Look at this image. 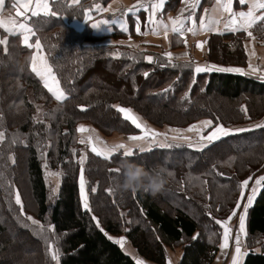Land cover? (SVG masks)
<instances>
[{"label": "trees", "instance_id": "obj_1", "mask_svg": "<svg viewBox=\"0 0 264 264\" xmlns=\"http://www.w3.org/2000/svg\"><path fill=\"white\" fill-rule=\"evenodd\" d=\"M109 1L73 4L60 0L51 4L57 17L30 21L36 31L32 40L41 41L45 57L69 97L63 102L31 72L32 48L23 45L19 35L10 36L0 27V39L8 41L7 54L5 45H0V216L33 244L27 253L19 251L15 264H51L57 249L58 264H135L104 232L124 235L140 256L156 264H166L167 249L175 245L181 249L179 264H212L223 229L215 220L224 221L231 214L240 193L238 185L264 163V128L224 137L203 151L186 145L157 146L134 158L117 155L104 159L86 149L83 167L90 212L83 210L80 201L79 153L83 145L78 128L91 124L105 136L137 133L140 129L113 105L130 108L145 123L160 128L193 124L204 128L199 122L205 120L224 126L262 124L264 81L238 73L196 74L192 61H172L179 66L173 68L165 57H153L150 63L145 53L131 46L103 43L108 36H123L115 26L109 33L91 26L113 16L94 10L96 4L105 6ZM14 4V0H5L4 11L16 13ZM222 32L207 39V60L215 65L244 64L245 33ZM215 84L219 86L216 91ZM42 159L60 172L56 194L47 187ZM124 161L143 164L149 170L163 166L168 183L155 196L142 190H122ZM117 169L120 171H112ZM25 177L37 206L33 215L44 225L48 242L40 226L21 215L15 204L14 189H19L20 179ZM92 188L97 189L95 193ZM163 194L164 199L171 196L178 203L162 201ZM50 197L53 203L46 221ZM93 215L104 232L96 227ZM49 225L55 226L54 232L48 230ZM246 227L248 240L258 242L248 246L242 264H264V187L249 208ZM6 232L0 224V236ZM14 237L10 230L0 240V253L12 249ZM257 246L260 251L254 252L252 248Z\"/></svg>", "mask_w": 264, "mask_h": 264}, {"label": "snow or ice", "instance_id": "obj_2", "mask_svg": "<svg viewBox=\"0 0 264 264\" xmlns=\"http://www.w3.org/2000/svg\"><path fill=\"white\" fill-rule=\"evenodd\" d=\"M60 0H16L15 6H18L17 10V16L23 18V22H17L15 20H10L9 22L5 23L3 21H0V27L4 29L5 32L8 33L10 36H17L22 35L23 36V44L27 46L29 49L35 48L37 49V53L31 56V72L34 73L37 77H39L43 81V85L45 88H47L48 92L54 96V98L59 101L63 102L69 97L65 95V91L60 88L59 80L57 79V76L55 72L53 71L52 65L49 63L48 58L45 57V55L42 54V43L39 40V38L36 39L35 44L33 45L30 43V40L32 37L36 36V31L34 30V27L30 26V21L32 18H40V17H57V12L52 10L51 4L59 3ZM201 0H194V2L188 4V8L190 9V12L188 16L184 17V19H181L180 16H178L175 19L170 18L171 23V31L174 34L183 36L185 31V24L188 21H191L192 26L187 27L186 31L189 33H192L193 35L197 34L198 31H205V30H215L218 31V29H215L211 27V25L218 24L220 21L216 19L209 20L206 22L204 16L199 17V27L196 26V17H197V8L200 6ZM5 3V0H0V9H2L3 5ZM73 4H80L81 0H72ZM166 3V0H159L158 3H152L150 6L151 14L147 18V25H150V29L154 34H159L160 28H163L165 30L164 35L167 39L168 35V28L169 25L164 22V20L161 18L159 20L156 19V14L158 11H162L164 5ZM234 5H247V11L240 10V11H234ZM90 11V10H89ZM96 11H104V12H112L113 16L109 19H103L99 20L95 23H91V26L93 28H99L102 25H107L109 27V30H113V26L118 25L120 30L123 32L128 31L127 21L123 17H129L130 15H135L141 11L148 12L149 9L145 7L143 3H140L138 0V3L126 8L123 12H120L119 9H112L111 5H109L108 8H101L99 5H96ZM182 10V14H183ZM219 11L221 14H228V19L226 20L224 24V29L226 31L231 32H244L246 33L247 37H250L252 39H255L253 36V32L250 31V29H253L258 24L260 25L261 31H264V0H216L215 6L213 8V12ZM205 13L208 12L207 9L204 10ZM260 13L259 15L257 13ZM119 13V15H117ZM88 19L91 20V16H88ZM135 30L137 34H147L146 32L141 33L140 28V17L139 15H135ZM219 34L223 35V32H219ZM7 39H0V45H5L4 51L7 54ZM185 46H187L186 40L184 41ZM202 43L204 42H198L197 47L202 49ZM247 47V46H245ZM168 57L169 66L176 68L179 67L176 64L172 63L173 54L171 52H167L164 54ZM184 55H187L186 53ZM255 55V53H253ZM148 62H153V57L148 56L146 57ZM248 68L250 69V72H246L244 68L241 67H224V66H217V65H211V66H199L197 65L194 69V72L196 74L199 73H205V72H224V73H239L242 75H251L255 74L257 71H260V69L256 66H253L251 62L248 63ZM145 77L148 76V73H144ZM262 79H264V75L261 76ZM49 81H52L55 84V87H49ZM165 92L169 91V89H165ZM112 107L116 108L118 112L123 114V118L127 121H130L132 125H134L137 129H142L143 135L140 136H129L128 139L131 141H140V140H149V141H155V137L162 135L161 133L155 132L153 129L148 128L145 124H143L141 121V118L135 114H133V110L130 108L121 107L118 105H113ZM243 111L247 112L246 106H242ZM81 110H86L85 108L81 107ZM204 126L205 129H211L206 136H201V143L198 145H193L191 143L187 144V147L189 148H195L197 151H203L205 148H207L212 143L221 140L224 137L237 135L240 133L252 131L251 128H238V129H229L226 128L221 123H215L213 120H205L199 122ZM255 128H264V123L255 125ZM200 131L198 129V126L196 124H193L189 126L187 131ZM78 131L85 132L86 128L85 126H80L78 128ZM94 131V130H93ZM174 131H181L179 129H176ZM91 137L88 138L89 142L91 141ZM99 139V137H97ZM173 139H176V137H173ZM183 139L187 140V137H183ZM0 140H3V134L0 133ZM14 142V141H13ZM81 144L85 143V140H80ZM160 147H172V144H161ZM177 147H180L182 145H176ZM151 148L145 149L144 147L136 146V149L129 147L125 143H116L112 146L105 145L104 149L98 150L97 147L93 146L91 147V152L94 153L97 156L103 157L104 159H111L114 156L119 155L122 159L123 158H134L136 156H139L143 154L146 151H151ZM86 160V154L85 156L81 157L79 160V164L81 165L80 168V178H79V189H80V196L82 200V208L83 210L90 212L91 208L89 205V196L86 192V180L84 176V163ZM14 163V160H13ZM119 172L120 170H112ZM170 176L173 175V173H168ZM223 175V173H221ZM3 178V172L0 171V179ZM253 181V176L247 177L245 180L240 182L238 185L240 189V198L236 201L235 208L231 211V215L228 216L227 220L221 221V220H215V223L218 225H221L224 229L223 234V243L220 244V248L222 250L229 248V241L230 239L234 240V252L235 254L232 256L231 264H240V258L242 256H247L248 252L242 251V247L245 246L246 239L248 237L247 227H246V221H247V215L249 208L252 206L255 196L257 195L258 191L264 187V175H260L254 180V186L250 190V195L247 196V202L243 203V209L239 212L238 216V228L236 230V234L233 237V229L229 227L230 221L233 219V217H236L238 215V210L242 207V202L245 198V189H248L250 182ZM96 188H92L91 191L93 193L96 192ZM111 191V190H107ZM135 193V192H133ZM15 204L20 206V212L21 215H26L24 213V204L20 195L19 190H16L15 192ZM219 210V209H217ZM209 216H211V213H208ZM27 220L31 221L34 225L40 226V233H45L44 225L41 224L40 221L35 220L31 216L26 217ZM92 219L96 223V227L101 231L104 232V229L100 225V221L95 217L92 216ZM55 226L49 225L48 230L54 232ZM104 234L107 236L109 240H113L114 238L109 236L106 232ZM199 234L193 237V239H196ZM242 237L244 239L242 240ZM43 239L45 242H48V236L46 234L43 235ZM159 239V237H158ZM115 243L119 244L122 248L124 247L125 238L120 237L118 239H115ZM49 250L51 251L52 245L51 243L48 244ZM51 259L53 261H57L59 259V249L56 250V252L51 256ZM135 264H144V261L142 260H136Z\"/></svg>", "mask_w": 264, "mask_h": 264}, {"label": "crops", "instance_id": "obj_3", "mask_svg": "<svg viewBox=\"0 0 264 264\" xmlns=\"http://www.w3.org/2000/svg\"><path fill=\"white\" fill-rule=\"evenodd\" d=\"M145 0H139L140 3H143ZM16 3V0H14ZM159 0H152V3H158ZM194 2V0H166V3L162 9V11H158L156 14V19H163L165 23L169 25L168 28V35L167 39L165 38L164 32L165 30L163 28H160L159 34H154L150 29V25H147V18L151 13V3L149 2L145 7L149 9L148 12L141 11L135 15H139L140 17V28L141 33L146 32L147 34H137L135 30V15H130L129 17H123L127 21V27L128 31L123 32V36L119 37L118 39H113L111 37H106L103 39V43H122L126 44L128 46H131L133 43L139 44L140 37H144L140 46L147 45V48L149 47H155L157 50H159L160 54H165L167 52H171L173 54L172 60H179V61H192L195 64V67L197 65L199 66H211L215 64H211L207 60V39L211 36V34H218L219 32L226 31L224 29V24L226 20L228 19V14L224 13L221 14L219 11L213 12V8L215 6L216 0H201L200 6L197 8V17H196V26L199 27V17L204 16L206 22L212 19L219 20L220 22L218 24L211 25V27L218 29V31L215 30H205V31H198L197 34L193 35L192 33H189L186 31L187 27H191V21L186 22L185 24V31L183 36L174 34L171 31V23L170 18L175 19L178 16H180L181 19H184V17L188 16L190 9L188 8V4ZM138 3V0H125V4L123 7L119 8L120 12L124 11L126 8L131 7ZM99 5L101 8H108L109 5H111L112 9H115L116 6L113 4V0H110L105 6L101 4ZM96 5L94 6V10H96ZM5 3L0 9V21H3L5 23L9 22L10 20H15L17 22H23L22 17L17 16V10L18 6L16 7L15 12H5L4 11ZM207 9L208 12L205 13L204 10ZM182 10L183 14H182ZM244 10L247 11V5H234V11H240ZM98 13H110L112 12H104V11H97ZM260 14L259 12L257 13ZM118 15V13H117ZM116 29L120 30L118 25H115ZM2 28V27H1ZM3 29V28H2ZM4 30V29H3ZM98 31H106L107 33L110 32L109 27L107 25H102L101 27L97 28ZM121 31V30H120ZM250 31L253 32V36L255 39H252L250 37H247L245 33V37L242 40V46L245 53V63L242 65H217V66H224V67H241L244 68L246 72H250V69L248 68L249 61L253 66H256L260 69V71H257L255 74H251V76H256L264 81V79L261 78L262 75H264V31H261L260 25L258 24L253 29H250ZM19 39L21 43L23 44V36L19 35ZM186 40L187 46H185L184 41ZM36 40H30V43L33 45L35 44ZM198 42H204L202 43V49L197 47ZM24 45V44H23ZM134 46V45H133ZM138 46V45H137ZM247 46V47H245ZM37 49L34 47L32 48V55L37 53ZM187 55H184V54ZM255 53V55H253ZM42 54L44 55V52L42 50ZM165 56V55H164ZM167 57V56H165ZM168 58V57H167ZM30 68H31V62H30ZM239 74V73H238ZM39 78V77H38ZM40 79V78H39ZM40 81L43 84V81L40 79ZM60 86V84H59ZM49 87H55V84L52 81H49ZM62 89V87L60 86ZM47 89V88H46ZM54 97V96H53ZM199 128V127H198ZM201 129V128H200ZM203 131L206 129L203 128ZM98 133H100L98 131ZM102 135V134H101ZM264 171V170H263ZM254 186L252 183L251 188ZM251 190V189H250ZM260 191V190H259ZM258 191V193H259ZM257 193V195H258ZM251 193H249L250 195ZM256 195V196H257ZM255 196V198H256ZM254 198V199H255ZM254 202V201H253ZM223 233L221 234V240L219 243V249L217 252V255L215 256V259L212 264H231L232 256L235 254L234 252V242L229 244V248L222 250L220 248V244L223 243ZM254 252H259L260 248L259 246L252 248ZM242 251H249V247L243 246ZM181 255V249L177 251L175 258L171 261H166V264H179V259ZM131 256V255H130ZM133 258V256H131ZM141 257V256H140ZM168 257H170L168 255ZM245 256H242L240 258V264L243 263ZM134 259V258H133ZM135 260V259H134ZM142 261H144V264H156L153 262H150L148 260H145L142 257ZM136 262V260H135Z\"/></svg>", "mask_w": 264, "mask_h": 264}, {"label": "rangeland", "instance_id": "obj_4", "mask_svg": "<svg viewBox=\"0 0 264 264\" xmlns=\"http://www.w3.org/2000/svg\"><path fill=\"white\" fill-rule=\"evenodd\" d=\"M149 2L152 4V0H145V1H143V4L146 6ZM103 14H105L107 16L109 13H103ZM143 38L144 37H142V36L140 37L139 44L141 43ZM139 44L133 43L131 45V47H133L136 50H140V52L145 53L146 57H148V56H151V57H156V56L157 57H165L163 54H160L159 50H157L155 47L147 48V45L139 47ZM165 58L168 59L167 57H165ZM172 61H175V60H172ZM176 61H179V60H176ZM211 64H213V63H211ZM213 89H214V91H216L217 89H219V86L217 84H215ZM133 114L137 115L134 112H133ZM137 116H139V115H137ZM140 122L145 124L148 128L153 129L155 132L161 133L162 135L155 137V141L154 142L153 141H149L147 139L140 140V141H131V140L128 139V137L129 136H140V135H143L142 129L137 131V133H133V134H117V133H114L111 136H105L101 132L98 133V129H96L91 124H80L81 126H85V128H86L85 132H80V131L78 132L79 139L85 140V143L82 144L84 147L82 146L83 148L81 147V149H80V153H79L80 156L81 157L85 156L86 149L87 150H91V147H93V146L97 147L98 150H102V149H104L105 145L112 146V145H114L116 143H121V142L125 143L126 145H128L129 147H131L133 149H136L137 145L140 146V147H144L145 149L154 148V147H157V146H159L161 144H172L173 146H176V145H186L187 146L188 143H191L193 145H198L199 143L202 142L201 141V136L202 135L206 136L208 134L206 132L209 130V129H206L205 131H203L202 130L203 128H201V129L198 128V129H200V131L194 130V131L189 132V131H187V129L189 127H186V128H175V129H173V128L153 127V126H150L147 123H145V121L142 118H141ZM263 122H264V118H263ZM260 123H261V121H259L258 123H246V124H241V125H231V126H225V127L229 128V129L253 128V127H255V125L260 124ZM176 129H179L181 131H179V132L174 131ZM89 137L92 138L90 142L88 140ZM97 137H99V139H97ZM173 137H176V139H173ZM183 137H187L188 139L185 140V139H183ZM42 160H43V165H44V174H45V178H46L47 187H49V190L52 191L53 194L54 193L56 194L57 191H58V187H59L60 172L57 169L50 168L48 166V163H47L46 159H42ZM22 163H23V160H21V166H22ZM263 170H264V163H262L258 168H256L251 173V176H253V181L250 182L248 189H245V198H244V201L242 202V207H241L240 210H238V215L236 217H233V219L229 223V227H231L233 229V237L235 236L236 230L238 228L239 212L242 211V209H243V203L247 202V196L250 193L251 185H252V183L254 184L255 178H257L260 175H264V171ZM20 180L22 181V183H20L19 189H17V188L14 189V197H15L16 190H19L20 194L22 195V199H23L22 201H23L24 207H25V203H26V210L29 211L28 213H27V211L26 212L24 211V213H26V216H31L35 220L39 221L33 215L36 212L35 210H36L37 206L35 205L36 204L35 203V198L31 194L29 181L27 180L26 177L24 179L22 178ZM162 197H163L162 201H165V199H167V198L164 199V194L162 195ZM239 198H240V193H239V196H238L237 200ZM14 201H15V199H14ZM80 201H81V205H82L81 196H80ZM166 201L167 202L168 201L172 202V201H176V199L174 197L170 196V198L167 199ZM52 203H53L52 197L48 198V200H47L48 210H47V213H46V216H45L46 221L49 219V214H50V210H51V207H52ZM227 218L225 220H227ZM0 224L3 225V227H5L7 229V232L4 235L0 236V240L1 239L4 240L6 237H8L10 235V230H12V232L15 233V237H14L15 238V240H14L15 245L12 247V249L9 248L4 253H0V260H1L2 264H15V256L17 254H19V251L27 253L28 251L31 250V248L33 247V244L31 242H29L23 235L19 234L17 232V230L15 229V226L7 218H5L4 216H0ZM223 231H224V229H222L221 233H223ZM111 237L114 238L113 239L114 241H115V239H118L120 237H124L125 238V243H124V247L122 249L126 253H128L129 255L133 256V258L135 260H142V256L140 257V255L135 251V249L131 246V243L129 242V240L124 235L111 236ZM243 239H244V237H242V240ZM220 240H221V237H220ZM255 240L256 239L248 240V238H247L246 242H245V246L246 247L253 246L254 243L258 242V241H255ZM57 241H58V239H57ZM232 242H234V240L230 239L229 244L232 243ZM179 250H180V246H178V245L172 246L171 248L167 249L168 255L170 256V257H168L167 260L168 261L173 260L175 258V255H176L177 251H179ZM51 264H58V260L57 261H53V263H51Z\"/></svg>", "mask_w": 264, "mask_h": 264}, {"label": "clouds", "instance_id": "obj_5", "mask_svg": "<svg viewBox=\"0 0 264 264\" xmlns=\"http://www.w3.org/2000/svg\"><path fill=\"white\" fill-rule=\"evenodd\" d=\"M115 9L124 6L125 0H113ZM123 180L119 187L125 191H143L155 196L168 183V177L165 175L166 168L156 166L149 170L143 164L134 161H124L122 164Z\"/></svg>", "mask_w": 264, "mask_h": 264}]
</instances>
